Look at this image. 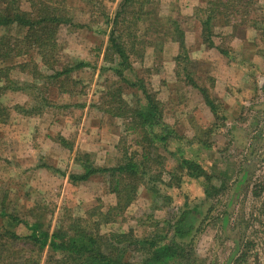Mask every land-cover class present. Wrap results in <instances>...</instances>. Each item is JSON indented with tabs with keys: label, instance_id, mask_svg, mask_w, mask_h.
<instances>
[{
	"label": "rangeland",
	"instance_id": "rangeland-1",
	"mask_svg": "<svg viewBox=\"0 0 264 264\" xmlns=\"http://www.w3.org/2000/svg\"><path fill=\"white\" fill-rule=\"evenodd\" d=\"M207 1L154 0L164 24L157 27L148 21L142 25V33L149 27L147 36L153 45L136 47L131 54L135 69L127 71V76L131 81L141 79L155 93L165 122L179 136L204 141L192 146L173 142L170 147L173 151L185 148L188 157L216 176L217 187L207 193L204 177H185L179 186H166L167 167L176 161L170 152L162 151L159 161L163 163L152 164V173L161 179L156 182L161 196L150 189L153 182L147 179L122 219L103 223L100 229L111 233L121 228L138 236L149 235L156 221L164 223L186 204L202 202L206 210L195 244L197 264H264V34L250 24L236 31L220 25L213 40L231 53L224 55L210 48L204 43L197 16V8H204ZM97 2L92 7L85 0L71 1L69 7L78 24L62 25L57 33L62 61H85L87 66L73 70L68 77L55 78L51 77L55 73L52 63L45 64L35 55L36 74L30 67L26 72L15 68L11 73L15 83L0 90V102L10 109L8 122L0 124V200L7 193L10 211L26 218L39 217L51 231L62 220L89 217L87 211L95 206L106 210L116 204L107 176L97 174L73 182L71 174L84 173L75 160L77 153L88 152L96 164L112 167L124 161V147L128 152L135 150L139 138L127 130L131 118L117 112L120 97L126 106L134 107L142 92L119 79L111 70L117 58L114 55L111 62L107 57L111 27L102 13L112 17L121 0ZM257 3L251 18L264 28V0ZM19 4L29 9L31 3L19 0ZM220 17L216 24L223 22ZM170 18L185 32L186 50L172 37L156 33L157 28L167 29ZM19 33L17 29L11 32ZM230 33H234L232 37ZM26 58L29 55L15 62ZM192 81L215 99L217 118ZM22 85L30 88L17 91ZM17 105L34 110L27 115ZM125 105L123 112L129 108ZM145 147L153 153L147 143ZM142 151L139 149L140 158ZM93 219L99 220L98 215ZM19 231L26 232V226Z\"/></svg>",
	"mask_w": 264,
	"mask_h": 264
},
{
	"label": "trees",
	"instance_id": "trees-1",
	"mask_svg": "<svg viewBox=\"0 0 264 264\" xmlns=\"http://www.w3.org/2000/svg\"><path fill=\"white\" fill-rule=\"evenodd\" d=\"M29 9L20 6L19 0H0V90L9 87L15 80L11 73L15 68L26 72L28 67L38 70L35 55L42 58L43 63L51 64L55 71L51 77H68L70 72L88 65L85 61L69 62L65 64L59 56L57 39L58 30L62 25L76 26L75 12L69 3L73 0H28ZM99 0H85L87 6L98 5ZM95 2L97 4L93 5ZM154 0H121L117 11L111 17L105 11L106 22L110 25L107 57L114 61L111 70L119 79L136 86L142 92L137 105L129 107L122 98L118 102L117 114L131 118L127 130L137 133L139 137L134 151L128 152L118 165L112 167L96 164L88 152H78L75 160L82 164L84 173L71 174L73 182L89 180L100 174L109 178L108 189L116 194L115 205L106 210L95 206L87 213L89 217H75L62 220L53 230L46 227L39 217L26 218L6 206L10 196L6 193L0 200V264H197L195 244L202 232L206 207L204 203L185 205L181 212L172 219L156 221L151 234L138 236L133 230L123 231L121 228L111 233L102 231L101 225L118 220L136 199V191L146 180H152L150 189L161 196L156 188L160 177L152 172V164L163 157L162 151L170 152L176 164L168 168V180L164 181L168 187L182 184L185 177L206 178L207 193L216 188V176L205 170L203 165L194 158L186 155L181 146L204 142L200 138L181 137L176 130L165 122L163 109L155 93L145 86L141 79L131 81L127 76L134 72L131 54L137 46L146 48L153 45L146 33H142V25L151 21L157 27L164 24L159 8ZM153 3V6H152ZM257 0H208L207 5L198 7L197 16L202 25L204 43L210 48H217L221 54L229 55L231 51L213 40L217 26H231L234 31L242 25H252L264 34V28L257 26L256 19L251 18L255 12ZM105 10V9H104ZM93 15L94 13L91 12ZM223 22L216 24L221 18ZM167 29H155L156 33H164L166 37L178 42L180 48L186 50L185 32L179 23L167 19ZM13 29L20 31L19 35L11 34ZM232 30V31H233ZM164 31V32H163ZM234 33H230L232 37ZM29 55L23 61L15 62L17 58ZM61 58V59H60ZM181 59V56L177 58ZM13 61V62H12ZM58 63V65L56 64ZM60 65V67H59ZM185 70V69H184ZM178 74H181L180 71ZM190 75V74H189ZM188 75V76H189ZM42 76V75H41ZM135 80V79H134ZM192 83L200 88L205 102L210 107L215 118L218 116V106L215 99L209 95L204 86ZM30 87L22 85L16 90L24 92ZM110 104V103H109ZM124 105L129 107L123 112ZM20 111L29 115L34 109L24 110V105H17ZM10 109L0 102V124H5L10 118ZM61 137V136H60ZM60 140L66 144V139ZM180 142L181 146L172 150L170 145ZM153 148V153L147 151L145 144ZM186 145V146H187ZM139 149H143L141 158ZM119 150H122L119 146ZM138 156V157H137ZM162 164L160 160L158 162ZM160 176V175H159ZM153 178V179H151ZM148 184V183H147ZM98 215L99 220L93 216ZM30 219L32 221H30ZM120 219V220H121ZM119 220V221H120ZM26 226V232L19 231L20 226ZM46 253V254H44Z\"/></svg>",
	"mask_w": 264,
	"mask_h": 264
}]
</instances>
